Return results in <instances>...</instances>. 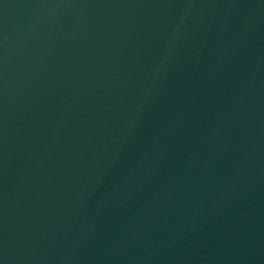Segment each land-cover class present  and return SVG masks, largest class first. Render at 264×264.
Returning a JSON list of instances; mask_svg holds the SVG:
<instances>
[{"label":"water","instance_id":"water-1","mask_svg":"<svg viewBox=\"0 0 264 264\" xmlns=\"http://www.w3.org/2000/svg\"><path fill=\"white\" fill-rule=\"evenodd\" d=\"M0 264H264V0H0Z\"/></svg>","mask_w":264,"mask_h":264}]
</instances>
